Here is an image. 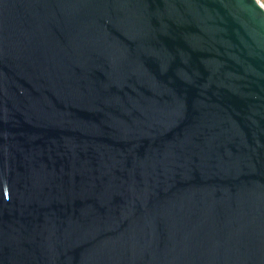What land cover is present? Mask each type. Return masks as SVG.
<instances>
[{
    "label": "water",
    "instance_id": "water-1",
    "mask_svg": "<svg viewBox=\"0 0 264 264\" xmlns=\"http://www.w3.org/2000/svg\"><path fill=\"white\" fill-rule=\"evenodd\" d=\"M0 264H264V7L0 0Z\"/></svg>",
    "mask_w": 264,
    "mask_h": 264
},
{
    "label": "built area",
    "instance_id": "built-area-1",
    "mask_svg": "<svg viewBox=\"0 0 264 264\" xmlns=\"http://www.w3.org/2000/svg\"><path fill=\"white\" fill-rule=\"evenodd\" d=\"M257 1L260 3V5H261L262 7H264V5H263V3H262L261 0H257Z\"/></svg>",
    "mask_w": 264,
    "mask_h": 264
},
{
    "label": "rangeland",
    "instance_id": "rangeland-1",
    "mask_svg": "<svg viewBox=\"0 0 264 264\" xmlns=\"http://www.w3.org/2000/svg\"><path fill=\"white\" fill-rule=\"evenodd\" d=\"M261 1H262L263 5H264V0H261Z\"/></svg>",
    "mask_w": 264,
    "mask_h": 264
}]
</instances>
